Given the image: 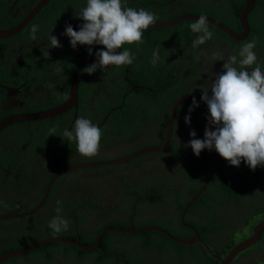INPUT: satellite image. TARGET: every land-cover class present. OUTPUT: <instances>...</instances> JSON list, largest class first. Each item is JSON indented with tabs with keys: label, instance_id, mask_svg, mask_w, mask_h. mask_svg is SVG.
Here are the masks:
<instances>
[{
	"label": "flooded vegetation",
	"instance_id": "obj_1",
	"mask_svg": "<svg viewBox=\"0 0 264 264\" xmlns=\"http://www.w3.org/2000/svg\"><path fill=\"white\" fill-rule=\"evenodd\" d=\"M77 1V5H72L70 0H0V32L19 28L10 36L0 39V72H2L0 75V120L33 114L37 111H48L65 101L70 78L67 77L66 70H64L65 65L60 64V53L54 54L55 49L50 48L48 49L49 58L45 59L41 51L48 45L50 34L57 36L58 39L61 37V31L66 24H71L74 30H79V25L83 21L76 16H79L81 9L86 6V0ZM125 1L130 4L134 2V0ZM150 1L153 2L145 10L156 14L155 23L158 24L187 14L185 12L176 14L177 8L187 9L188 6L195 5L190 2L192 0H169L167 4L160 7L154 0ZM209 3H212L211 6L215 9H221L219 0H212ZM250 13L249 11L246 14V22ZM33 24L40 26L35 41L29 38ZM179 24L163 28H149L148 30L163 40L172 36L171 34H179V28H181L178 26ZM230 30L234 32L232 29ZM214 31L218 30L214 29ZM239 33H241V27ZM64 38L66 37L64 36ZM226 39L231 41L227 37ZM226 39L209 40L196 48V52H194L191 47V35L186 36L183 43H175L166 39L159 47L156 40L149 38L144 33L143 43L140 44V47L146 48L145 54L152 59L153 51L159 49L160 56L164 53L169 57L162 63L170 66L168 60L172 57L174 61L176 60V70L183 76V88L178 92L186 93L174 98L166 108L165 114L161 112L159 105H153V102L158 100L160 104L161 94L152 91L146 85L132 82L130 75L136 73L134 66H125L124 69L118 71H112L115 67L112 66L104 71L98 69L92 74H82V70L87 67L83 66L79 74L75 109L70 108L52 118L13 122L4 126L0 130V202L3 201L0 203V216L8 217V219L0 220V238L4 234V229L11 224L16 230L12 232L10 241H14L16 236L19 237L17 241H23L28 232L32 233L28 245L51 237L74 240V237H79L84 231L93 235L96 231L92 232L90 227L97 222L100 224L96 227L101 228L99 230L101 232L107 228H113L105 227L108 224L111 225L112 220L128 217V222L132 223L134 222L133 218L136 217L137 220H149L145 225L162 223L167 229L172 228L171 232L179 233L184 239L192 237L195 232L202 243L194 242L190 246H202L203 248L205 246L206 251L217 261L223 259L225 255L217 257L210 252L206 242L200 237L198 229L190 224L220 225L223 228L221 229L222 233L218 236L224 234L228 240L233 238L232 233L228 234L229 232L226 230L235 218L230 212L232 210L228 208L230 205H213V201L208 200L207 193L214 186L213 182L215 181L221 182L223 187H229L232 180L228 179L227 171L233 170L235 166L229 165L215 150L205 149L197 157L190 147H184L191 139L189 133L193 129L196 131V138L203 139L207 124V111L196 107L191 112L189 125L185 123V116L188 115V109L192 103L180 102L176 105L165 152L135 156L119 164H113V161L135 155L136 152L144 148L162 147L165 142L168 116L172 105L178 98L187 96L201 100L199 95L202 91H209V95H211L210 88L215 74L222 72L224 63V61H214L213 53L219 52L225 59L233 54L238 56L235 47ZM235 43H238L235 46L239 45V42H233V44ZM259 46L257 45L259 50H263L256 54L257 62L264 63V45H261L262 48ZM133 47L134 45H125L124 50L134 53L131 50ZM202 48H204V53L200 57V55L198 56L199 49ZM82 57L95 58V56H80V58ZM199 57L200 60L195 63ZM36 74H40L39 80L33 82L32 77ZM119 87L120 89H118ZM119 92H121L120 98L117 101ZM188 92L191 94H187ZM38 93L43 95L46 104L40 109L30 110L29 108L38 101ZM133 96H146L151 102L140 106L141 99ZM103 103L107 105L119 103V105L112 106L110 114L106 116L109 110L99 118L96 115L97 107ZM119 110L121 111L119 115H111L114 111ZM80 117L91 120L103 133L99 153L92 158L83 157L76 150L75 142L68 141L67 137L62 135L65 129L71 131L75 120ZM53 118L57 119L58 124L47 123ZM22 128L26 131H29L30 128H37L34 131L38 143L33 144L31 155L28 156H22L20 151H16L26 150L27 154L30 152L31 143L18 142L21 136L18 137L17 129L21 130ZM52 128H55L56 131L54 135L49 136V130ZM65 139L68 141L67 146ZM4 151H6L5 156L2 155ZM16 156L19 159L18 165L14 168L10 167L9 164L13 165L12 157ZM109 162L111 164H107ZM69 164L85 166L54 178L60 170ZM208 165L209 168H207ZM161 169L164 170L163 173ZM235 170L237 178L234 177L233 181L249 174L244 178V181L247 179L250 191L254 195L252 198L256 209L264 206L261 204L264 203V193L263 195L257 194L258 191L264 192V167L252 171L242 161L239 167H235ZM167 182H172L177 190H168ZM144 183H148V185ZM130 186H133L138 192L132 193L133 189ZM47 187L46 198L39 207ZM150 189L152 192L157 190L159 193L167 189L168 193H165L162 199L151 204L143 199L151 192ZM191 189L195 190L189 196ZM198 191L200 192L198 197L186 207L187 202ZM7 197H14V199L9 200ZM200 199L202 200L200 201ZM57 201H62L61 216L69 222L66 215L71 214V220L74 222L72 223L70 220L66 231L54 234L50 229L47 231L50 234L46 235L43 232L57 212ZM196 204H199L202 210L190 211L189 208ZM179 206L180 209H178ZM218 210L224 215V222L217 221L215 215ZM258 210L259 213L256 216L261 217L258 221L253 222L251 219L249 223L241 226V228H247L249 233L239 235L241 237L233 241L237 243L250 236L253 226L264 220V210ZM235 216H237L236 211ZM79 222L83 227L79 226L81 225ZM32 229L34 233L40 235L37 240H34L36 237L33 236ZM99 231L91 243L95 241ZM112 234L120 233L113 232ZM136 234L138 233L124 235L135 236ZM115 240L118 239L115 238ZM119 240L123 241L122 237ZM129 241H132V247L136 249V243L139 240L132 239L124 242L128 243ZM114 246L117 250L111 253H107L104 248L99 247L94 253V258L101 255L106 263L127 264L124 259L127 253L119 249L116 244ZM55 250L57 251L58 248ZM110 254L111 258L108 257ZM142 256L148 259L149 254ZM230 264H264V229L259 232L258 240L236 255Z\"/></svg>",
	"mask_w": 264,
	"mask_h": 264
},
{
	"label": "clouds",
	"instance_id": "obj_2",
	"mask_svg": "<svg viewBox=\"0 0 264 264\" xmlns=\"http://www.w3.org/2000/svg\"><path fill=\"white\" fill-rule=\"evenodd\" d=\"M76 17L83 21L79 30L66 24L65 31L61 34L69 38L70 46L74 50L78 45L88 46L89 55L93 54V46H103L102 50L95 52L96 62L85 67L82 74H92L98 69L104 71L109 66L132 65L136 59L134 54L130 50H117L125 45L142 44L144 32L157 20L154 12L126 7L122 0H86V6ZM39 27L37 24L31 26L29 38L32 41L37 39ZM190 29L198 34L191 44L194 50L214 37L205 15H200L193 21ZM256 46V39L245 42L239 49L238 56L229 55L227 59L219 52L213 53L214 61H224L223 70L215 74L210 88L211 95L209 91H202L201 101L206 103L208 110L203 139L196 138L197 134L193 129L189 133L191 139L184 145L190 147L195 156L199 157L205 149L215 150L231 166L239 167L243 161L252 171L264 167V71L257 63L254 51ZM60 47L62 45L57 36L50 34L49 44L41 51L43 57L49 58L48 49ZM152 57L150 63L155 66L160 60L159 49L153 51ZM196 107L199 104L193 97L188 115L185 116L186 124L190 125L191 112ZM55 131V128L50 129L49 136L54 135ZM62 135L68 141L75 142L76 150L82 156L92 158L98 155L103 133L91 120L77 118L72 130L65 129ZM166 190L163 192L168 193ZM137 192L133 188L132 193ZM151 192L143 199L147 201ZM61 204L62 201H57V213L62 211ZM48 227L55 234L68 230L69 222L57 215L49 222Z\"/></svg>",
	"mask_w": 264,
	"mask_h": 264
},
{
	"label": "trees",
	"instance_id": "obj_3",
	"mask_svg": "<svg viewBox=\"0 0 264 264\" xmlns=\"http://www.w3.org/2000/svg\"><path fill=\"white\" fill-rule=\"evenodd\" d=\"M154 1L158 3L160 7H163L164 6L163 4H167L169 2V0H154ZM201 1L202 0L190 1L191 3H194L195 5H192L194 9H190L191 13H187V14L205 15L207 17L213 18L219 23L227 25L230 29H232L236 33L240 32V26L238 24V16L243 8L244 0H219L221 4L220 6L221 9H215L214 7L211 6L212 3L203 4ZM70 2L72 5L78 4L77 0H70ZM122 2L125 4L126 7H132V8L139 10L140 8L146 9L150 5V3L153 1L134 0V2L131 3L132 5L130 3H127L125 0H122ZM189 7L190 6H188L187 9H189ZM177 9L180 10L181 8H177ZM250 12L251 13L247 18L249 33L243 41L239 42L238 46H235L238 43L233 44L232 41L229 42L226 39L227 37L226 35H225L226 37L223 36L224 34L222 35V33L217 30H216L217 32H215L214 31L215 28L208 25L209 30L214 33L213 40L217 41L219 38H225L232 46L235 47L234 49L237 53H239V49L242 47V45L245 42H250L253 39H256L257 45H260L259 47L262 48L261 45H264V0L253 1V8L250 10ZM176 14H179V13H176ZM180 14H184V13L181 12ZM191 23L192 22L180 23L178 25L179 27H181L179 28V34H171L172 36H170L169 38L166 37L163 40L159 38L158 36L154 35L152 31L150 30L145 31L144 33H146V35L149 38L156 40L157 44L160 45L159 47L163 45L164 40L166 39L171 40V42H175V43L180 42L179 39H180L181 34H183L182 36L183 38L191 35L192 41H193V39L198 34H195L191 31L190 29ZM64 31H65V28L61 32L63 33ZM65 37L66 38H64V35H61V37H59V40H63L60 42L62 47L54 48L55 49L54 54L60 53L59 55L60 64L62 65L63 63L65 65L64 70H66L67 77L70 78L74 64L78 61L80 56H83V55L95 56V52L102 50L103 46H100V45L93 46V54L89 55L88 46L78 45L77 48L74 50L70 46L69 38L67 36ZM132 45H134V47L131 48V50L134 52L133 54L136 57L132 66L135 67L136 73H132L130 75V78L132 82L136 84H140V85L141 84L146 85L147 88H150L152 91L158 92L159 94H161V97L159 98L161 100L160 104L158 100L157 102H153V105H159L161 112L165 114V110L170 104V102L177 96H180L181 94L186 93V92H178L179 90H181V88H183V85H182L183 76L180 74L179 71L176 70V64H175L176 60L174 61L173 58L170 57V59L168 60L169 61L168 63L170 64V66L163 64L162 62L164 60H167L169 57L166 56L164 53H162L160 56V60L157 62V64L155 66H152V64L150 63L152 59L145 54L146 48H143V47L141 48L140 45L137 46L136 44H132ZM124 48L125 46L122 49H120V51L124 50ZM203 49L204 48H202L201 50L199 49V51L202 52ZM262 50L263 49L259 50L257 46L254 49L256 54L258 52H261ZM193 51L196 52V49L195 50L193 49ZM252 67L254 68L255 66L253 65ZM124 68L125 66L114 67L112 71H118ZM1 74L2 72H0V75ZM39 77H40V74L33 75L32 77L33 82L38 81ZM118 89H120V87ZM121 92H119L117 96V101H119ZM187 94L190 95L191 92H188ZM37 97H38V101L29 108L30 110L40 109L41 107H43L44 104H46V100L44 99L43 95H40L38 93ZM133 97L141 99L140 106L144 104H150L151 102L146 96H133ZM116 105H119V103H117ZM116 105L114 104L107 105L103 103V105H100L99 107H97L96 115L100 118L101 116H103V114L107 113L112 106H116ZM120 113H121L120 110L114 111L111 115L115 116V115H119ZM47 123L55 125V124H58V121L56 118H53L52 120L47 121ZM36 129L37 128L35 129L30 128L29 131H26L24 128H22L21 130L17 129L18 137L21 136L18 139V142L31 143V146L29 148L30 154L29 153L27 154L25 152L26 150L25 151L16 150V151H20L22 156L31 155L33 144L36 145L38 143V138L35 137V131H34ZM101 141H102V138H101ZM65 145L66 146L68 145L67 139H65ZM5 153L6 151H4L2 155L5 156ZM11 161L13 165L9 164V166L13 168L16 167L19 163V159L17 156L12 157ZM246 176H249V174H247ZM246 176H243L240 179H237L236 181L235 180L233 181L232 179V183L229 184V187H223L221 182H217V181L213 182L214 186L211 188L210 191L208 190L207 196H208V200L213 201L212 202L213 205H216V204L234 205L235 207H237L240 214H241L242 208L246 205L247 213H246L245 218L249 222L251 219L253 220V218L258 217L256 216V214L259 213L258 209H261L263 211L264 206L256 209V205L253 202L254 199L252 198L254 195L252 191H250L247 179L246 181H244V178ZM236 178L237 176H235V179ZM194 190L195 189L190 190L189 196ZM164 194L165 192L159 193L156 190H154L149 195L147 201L148 203L153 204L156 202V200L162 199ZM201 200L202 199H200V201ZM203 202H206V201H203ZM261 204H264V203H261ZM178 209H180V206L178 207ZM189 209L190 211L202 210L199 204L193 205ZM66 217L67 219H69V222H70L71 214H67ZM127 219L128 217L112 220V224L111 225L108 224L105 227L111 226L113 228H129L130 222H128ZM71 221L72 223L74 222L73 220ZM245 222L246 221L244 219L243 223ZM190 224L195 226V228L198 229V232L200 233V237L206 242L207 246L209 247L210 252H212L214 256L222 257L226 255L227 250H229L236 243V241L228 240L225 235L222 238L219 236L220 238L217 237V239L214 240V238L218 236V234L222 233L221 229L223 227H221L220 225L212 226L209 223H204L203 225L198 224V223L197 224L190 223ZM79 226L83 227L82 224ZM150 226H156L158 228H161L165 230L166 232H168L169 235L174 238L184 239L179 233L171 232L170 229L172 228L167 229L162 223L161 224L153 223V225H150ZM33 229L31 230V232H33V236L36 237L34 240H37L38 238H40V235H37L36 233H34ZM50 229L51 228L47 227V229L43 233H45L46 235L50 234V232H47ZM96 229L92 231V232L96 231L93 235L82 232L83 234H81L79 237L77 238L74 237V241H77L80 244L85 245V246L91 244V242L93 241L95 237V234L99 230H101V228H98V227ZM15 230L16 229L12 227L11 224L7 226L6 229H4L3 231L4 234L0 238V254L14 250L16 248L24 247L25 245H28L30 243L29 237H31L32 235V233L30 232L26 234L25 239L23 241H17V239L19 238L18 236L15 237L14 241H10V236H12V232ZM173 230L175 231V229ZM113 235L114 234H112L111 232L105 233L99 240L97 247L92 248L91 250H80L70 245L52 243V244H46V245L40 246L37 249H35V251L33 250L32 252L24 256L15 257L11 259L10 261L2 263V264H30V260L34 257L35 258L42 257L43 259L46 260L45 261L46 264H50L51 259L53 257V251L56 248L64 249L65 254L69 256L71 258V261L75 264H83L84 262L88 261L89 258H91L92 264H110V263H106V261L101 258V255L96 256V258H94L95 257L94 253L97 252L99 247L104 248L105 252L107 253L114 252L115 250H117V248L114 246L115 244L117 245L119 249H122L124 252L127 253L124 257L127 264H219L218 261L214 257H212V255L209 252H207L202 246H190V245L178 244V243L170 241L166 237L154 231H141L135 236H121L123 241L119 239L115 240V238L112 237ZM128 235H132V234H128ZM62 236H66V235H62ZM132 239L139 240V242L136 243L137 244L136 249L133 247L131 249V250H135L136 251L135 253L129 251L130 249L127 248L128 244L124 242L126 240H132ZM167 244H171L175 248L176 253L174 251L166 250ZM143 254L144 255L152 254V258L145 259V257L142 256ZM169 254H173L174 256L171 257ZM108 257L111 258L112 255L110 254ZM116 259H118V257H116ZM116 259H114V261H116Z\"/></svg>",
	"mask_w": 264,
	"mask_h": 264
},
{
	"label": "water",
	"instance_id": "obj_4",
	"mask_svg": "<svg viewBox=\"0 0 264 264\" xmlns=\"http://www.w3.org/2000/svg\"><path fill=\"white\" fill-rule=\"evenodd\" d=\"M252 4L253 1L252 0H245L244 4H243V9L241 11L240 17H239V24L241 27V33L236 34L234 32H232L228 27H226L223 24H219L217 21H215L212 18L207 17L208 20V25L215 28L216 30H218L219 32H221L222 34L226 35L231 41L233 42H241L243 41L248 33V27H247V22H246V14L250 11V9L252 8ZM200 15H193V14H184L181 16H178L170 21H165L162 23H155L154 25L150 26L149 28H163V27H170L173 25H176L178 23H182V22H193L195 20H197L199 18ZM148 28V29H149ZM19 29V28H18ZM18 29H13L7 32H0V39L4 38V37H8L11 34L15 33L16 31H18ZM120 49L117 50V52H119ZM96 62V58L94 57H82L80 58L74 65L72 73H71V77H70V85H69V89L67 92V96L65 101L60 104L58 107L54 108V109H50L48 111H37L33 114H28V115H18V116H14L12 118L9 119H4V120H0V130L8 125L11 124L13 122H28V121H37V120H43L46 118H52L56 115H59L61 113H63L64 111L70 109V108H74L76 107V92H77V86H78V80H79V74L81 71V68L83 66H90L91 64ZM112 66H109L108 68H111ZM107 68V69H108ZM251 71V70H248ZM192 99L191 97H181L178 98L176 100V102L172 105V108L170 110V114L168 116V122H167V129H166V133H165V142L163 144L162 147H149V148H144L141 149L140 151L136 152L135 155L132 156H128V157H124L121 159H116L113 161V164H119L122 162H125L135 156H140V155H145L148 153H157V152H165V145H166V141H168L169 138V130H170V126L172 125V121L174 118V113H175V109H176V105L179 104L180 102H184V103H192ZM197 103L199 104V107L202 108L203 110L207 111V105L206 103H204L203 101L195 98ZM118 109V108H116ZM112 110H110L106 116L108 114L111 113ZM105 116V117H106ZM107 164H111V162L107 163ZM106 164V165H107ZM92 165H97V164H92ZM85 165H81V166H67L66 168L60 170L55 176L54 178L67 173L69 171L72 170H76L80 167H84ZM48 191V187L45 190V193L43 195V198L39 204V207L43 204L45 198H46V193ZM200 194V192L198 191L189 202H187L188 204H186V207H188ZM4 219H8V217H1L0 216V220H4ZM264 229V220L258 222L257 224H255L252 228V232L251 235L248 236L247 238L235 243L227 252V254L225 255V257L223 259H219L218 263L219 264H230V262L233 260V258L238 255L240 252H242L243 250L249 248L251 245H253L259 238V232L261 230ZM141 231H154L156 233H159L160 235L166 237L167 239H169L172 242L178 243V244H182V245H190L194 242H200L202 243V241H200L198 239V236L195 232H193L192 237L188 238V239H178V238H174L172 236H170L168 233H166L165 231H163L162 229L156 227V226H144L141 228H133V227H129V228H107L105 230H102L99 235L97 236V238L95 239V241L89 245H82L77 241L71 240L69 238H63V237H51V238H47L44 239L38 243H32L24 248L21 249H16V250H11L8 251L6 253L0 254V264H2L3 262L18 257V256H23L26 255L30 252H32L35 248L42 246L44 244H48V243H60V244H65V245H70L72 247L78 248L80 250H91L92 248L97 247L99 238L107 233V232H117V233H122V234H134V233H138ZM205 250H207V248L204 246Z\"/></svg>",
	"mask_w": 264,
	"mask_h": 264
},
{
	"label": "rangeland",
	"instance_id": "obj_5",
	"mask_svg": "<svg viewBox=\"0 0 264 264\" xmlns=\"http://www.w3.org/2000/svg\"><path fill=\"white\" fill-rule=\"evenodd\" d=\"M210 1H212V0H202L201 2L203 3V4H207V3H209ZM190 9H194V7H192V6H190L189 7V9H180V10H177L176 11V13H181V12H185V13H191V10ZM184 38L182 37V36H180V43H183V42H185V40H183ZM204 47V46H203ZM201 50V49H200ZM203 51H204V49H203ZM201 52V51H199V54H198V56L200 55V57L201 56H203V53L204 52ZM200 57L199 58H197L196 60H195V63H197V61L198 60H200ZM258 64H260L261 66H262V71H264V63L263 62H257ZM255 66V65H254ZM201 95H202V93H200V95H199V97H201ZM181 119V118H180ZM128 151H134V150H128ZM84 157V156H83ZM67 166H71V164H69V165H66L64 168H66ZM207 168H209V165L207 166ZM207 170H209V169H207ZM161 172L163 173L164 172V170L163 169H161ZM236 170H235V167H233V170H231V171H227V177H228V179L229 180H232L235 176H236ZM167 187H168V190H170V191H174V190H177L176 188H174V186H173V184H172V182H167ZM130 188L131 189H133L134 187L133 186H130ZM263 193L264 192H262V193H260L259 191H258V195H263ZM9 200H12V199H14V197H7ZM0 203H3V201L2 202H0ZM27 203V202H26ZM229 206V205H228ZM229 209H231L232 211H230L231 212V214H232V216H234L235 218H234V220H233V222H232V224H231V226L229 227V228H227L226 230L229 232L228 234H231L232 233V240H237L239 237H241L242 235H247L248 233H249V230L247 229V228H241V226H243L244 224H246V222L247 223H249L247 220H246V218H245V216H246V213H247V210H246V205L242 208V210H241V214L239 213V210L237 209V207H235L234 205H230L229 207H228ZM235 211H236V214H237V216H235ZM242 212H243V214H242ZM57 215H60L61 216V214L60 213H58L57 214V212L55 213V215H54V217L55 216H57ZM238 216H240V218L238 219L237 217ZM215 217H217V221L218 222H224L225 221V217H224V215L222 214V212L221 211H217V214L215 215ZM226 217H229V215H226ZM259 218H261V217H255V218H253V222H255V221H257ZM116 219V218H115ZM245 219V223H243V220ZM133 221L134 222H130L131 224L129 225L130 227H133V228H139V227H142L143 225H145L146 223H148L149 222V220H144V219H140V220H137L136 219V217H134L133 218ZM98 224H100L99 222H97V223H95V224H92L91 225V227H90V230L91 231H93V230H95L97 227V225ZM128 226V227H129ZM145 226H150V225H145ZM227 231H224L225 233L227 232ZM85 233H87L88 231H84ZM139 233V232H138ZM236 235H238L237 237H236ZM239 235H241V236H239ZM121 236H125L124 234H118V235H113L112 237L113 238H117V239H119V238H121ZM224 236V234H222V235H220V237L222 238ZM219 237V236H218ZM219 237V238H220ZM128 246H127V248H129L130 250L129 251H131V252H133V253H135L136 251L135 250H131L132 249V241H129L128 243ZM166 250H168V251H174L175 253H176V250H175V248L171 245V244H167L166 245ZM244 251V250H243ZM51 254H52V252H51ZM171 257H173L174 255L173 254H169ZM152 258V254H149V257H148V259H151ZM45 259H43L42 257L41 258H32L31 260H30V264H46L45 263ZM50 264H75V263H73L72 261H71V258L69 257V256H67L66 254H65V252H64V249H62V248H58V250L56 251V250H54L53 251V257H52V259H51V262H50ZM84 264H92V260H91V258H89V260L88 261H86Z\"/></svg>",
	"mask_w": 264,
	"mask_h": 264
},
{
	"label": "bare ground",
	"instance_id": "obj_6",
	"mask_svg": "<svg viewBox=\"0 0 264 264\" xmlns=\"http://www.w3.org/2000/svg\"><path fill=\"white\" fill-rule=\"evenodd\" d=\"M252 1H254V0H252ZM96 58V57H95ZM72 171H75V170H72ZM69 172H71V171H69ZM69 172H67V173H69ZM64 174H66V173H64ZM64 174H62V175H64ZM62 175H60V176H62ZM59 177V176H58Z\"/></svg>",
	"mask_w": 264,
	"mask_h": 264
},
{
	"label": "crops",
	"instance_id": "obj_7",
	"mask_svg": "<svg viewBox=\"0 0 264 264\" xmlns=\"http://www.w3.org/2000/svg\"><path fill=\"white\" fill-rule=\"evenodd\" d=\"M206 125H207V124H206ZM206 125H205V126H206ZM203 127H204V126H203Z\"/></svg>",
	"mask_w": 264,
	"mask_h": 264
}]
</instances>
